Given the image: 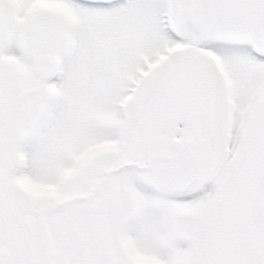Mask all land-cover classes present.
Instances as JSON below:
<instances>
[{"label":"snow or ice","instance_id":"6c2138e0","mask_svg":"<svg viewBox=\"0 0 264 264\" xmlns=\"http://www.w3.org/2000/svg\"><path fill=\"white\" fill-rule=\"evenodd\" d=\"M0 264H264V0H0Z\"/></svg>","mask_w":264,"mask_h":264}]
</instances>
